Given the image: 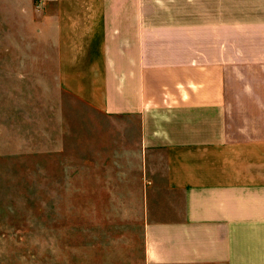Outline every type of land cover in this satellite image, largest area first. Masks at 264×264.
I'll use <instances>...</instances> for the list:
<instances>
[{"label": "crops", "instance_id": "crops-1", "mask_svg": "<svg viewBox=\"0 0 264 264\" xmlns=\"http://www.w3.org/2000/svg\"><path fill=\"white\" fill-rule=\"evenodd\" d=\"M0 25L4 71L62 90L48 155L122 262L264 264V0H0Z\"/></svg>", "mask_w": 264, "mask_h": 264}, {"label": "rangeland", "instance_id": "rangeland-1", "mask_svg": "<svg viewBox=\"0 0 264 264\" xmlns=\"http://www.w3.org/2000/svg\"><path fill=\"white\" fill-rule=\"evenodd\" d=\"M1 30L4 53L14 41ZM15 65L14 56L0 54V264H126V240L133 239L125 228L97 226L98 201L63 198L70 194H63L47 136L61 106L52 98L62 90L15 82L14 73L4 71Z\"/></svg>", "mask_w": 264, "mask_h": 264}]
</instances>
